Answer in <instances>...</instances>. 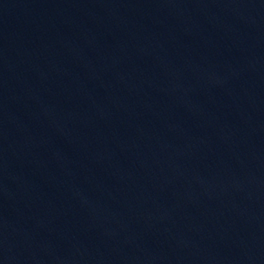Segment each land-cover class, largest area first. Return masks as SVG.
I'll return each mask as SVG.
<instances>
[{
	"label": "water",
	"instance_id": "obj_1",
	"mask_svg": "<svg viewBox=\"0 0 264 264\" xmlns=\"http://www.w3.org/2000/svg\"><path fill=\"white\" fill-rule=\"evenodd\" d=\"M0 264H264V0H0Z\"/></svg>",
	"mask_w": 264,
	"mask_h": 264
}]
</instances>
